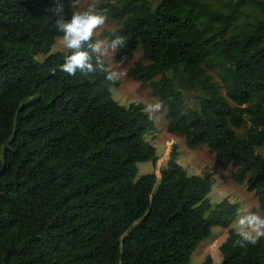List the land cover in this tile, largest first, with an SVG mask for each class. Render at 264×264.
Segmentation results:
<instances>
[{"label": "trees", "instance_id": "16d2710c", "mask_svg": "<svg viewBox=\"0 0 264 264\" xmlns=\"http://www.w3.org/2000/svg\"><path fill=\"white\" fill-rule=\"evenodd\" d=\"M62 2L68 19L74 9ZM54 7L0 0V264H189L214 226L234 222L239 204L211 203L210 176L189 174L175 146L159 175L137 176L139 162L158 160L146 137L153 120L140 103H119L102 73L59 70L66 50L50 52L62 36ZM95 7L121 22L102 31L124 37L117 59L141 52L127 75L163 102L167 130L229 164L264 211V0ZM239 239L229 228L220 264H264V237Z\"/></svg>", "mask_w": 264, "mask_h": 264}, {"label": "rangeland", "instance_id": "374dc122", "mask_svg": "<svg viewBox=\"0 0 264 264\" xmlns=\"http://www.w3.org/2000/svg\"><path fill=\"white\" fill-rule=\"evenodd\" d=\"M102 1L103 0H79V8L82 10L89 4L95 7ZM70 2L71 5H73V0H70ZM73 9L74 11L77 10L74 7ZM120 24L121 22L119 21L107 18L106 24L97 30L95 38H104V36H101L103 30L113 31ZM61 37L62 36L56 38L50 48V52L65 51L61 42ZM45 56L46 54L41 53L36 55V59L43 60ZM140 56L141 52L137 51L132 60H120L114 56V60L106 59V63H108L110 67L117 68L120 71V78L111 86L113 97L124 105L130 102L140 103L144 109V104L146 102H154L158 99L152 94L148 84H142L127 75L128 67L134 60L139 59ZM212 74L214 80L220 83L214 70ZM189 103L190 99L186 97V104L189 105ZM164 112L165 109L163 107L162 112L157 114L155 119H152L154 129L146 136L155 146L158 160L156 164H152L150 161L139 162L137 176L151 171L159 175V168L166 163L172 147L175 146L178 150V163H180L189 174L210 176L212 188L208 196L211 203L214 204L223 198H228L230 201L239 204V213L234 222L226 228L214 226L211 235L207 239L202 240L192 252L189 262V264H201L204 258L210 255L213 259V264H220L221 254L219 246L226 238L229 228L236 231L238 227L237 220L241 213L246 210H251L264 216V211L259 209L256 196L252 191L246 188L245 183L237 182L231 178L232 168L229 164L219 161L208 151L206 146L199 145L188 147L182 135L169 132L167 130ZM257 152L264 157V147L257 148Z\"/></svg>", "mask_w": 264, "mask_h": 264}, {"label": "clouds", "instance_id": "9594fccd", "mask_svg": "<svg viewBox=\"0 0 264 264\" xmlns=\"http://www.w3.org/2000/svg\"><path fill=\"white\" fill-rule=\"evenodd\" d=\"M74 8L70 18H65V8L62 0H55V7L51 9L53 26L62 33L61 42L66 50L63 55V63L58 65L61 72L69 76H76L79 72L84 76H90L100 72L103 79L114 82L120 78V71L110 67L106 59L114 60L118 49L124 47L125 39L119 34L112 33L111 37L95 38L97 30L106 24L107 9L97 11L93 5H87L82 10L79 8V0H73ZM103 36V34H101ZM86 46V47H85ZM90 50V51H89ZM56 69H53V72ZM162 101L146 102L144 113L149 119H155L163 110ZM236 228L239 236L238 243L255 245L260 237H264V216L246 210L237 220Z\"/></svg>", "mask_w": 264, "mask_h": 264}]
</instances>
